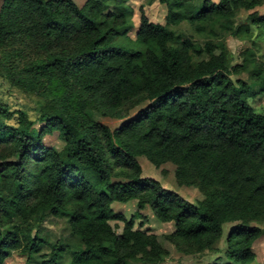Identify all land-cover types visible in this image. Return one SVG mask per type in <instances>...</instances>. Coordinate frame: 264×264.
<instances>
[{"label": "trees", "instance_id": "trees-1", "mask_svg": "<svg viewBox=\"0 0 264 264\" xmlns=\"http://www.w3.org/2000/svg\"><path fill=\"white\" fill-rule=\"evenodd\" d=\"M127 1L0 0V76L38 105L35 119L0 108V264L14 254L34 264L43 245L49 253L39 264H60L63 255L68 264H162L168 252L157 237L134 229L140 214L126 220L111 209L130 201L173 223L165 239L181 255L224 238L222 264L255 260L264 115L248 100L264 94V65L249 48L228 67L224 40L248 31L234 23L241 10L264 29L254 11L264 0H158L164 25L140 7L134 39ZM184 23L203 44L170 29ZM243 73L250 84L230 78ZM97 117L120 123L111 129ZM54 132L60 151L43 144ZM139 157L172 164L177 183L203 199L192 205L142 179ZM47 217L66 221L69 240L42 238ZM112 221L123 224L119 234Z\"/></svg>", "mask_w": 264, "mask_h": 264}, {"label": "rangeland", "instance_id": "rangeland-1", "mask_svg": "<svg viewBox=\"0 0 264 264\" xmlns=\"http://www.w3.org/2000/svg\"><path fill=\"white\" fill-rule=\"evenodd\" d=\"M86 0H73L77 6H82ZM199 5L202 0H194ZM217 3L218 0H211ZM127 4L133 9L132 15V29L129 32L130 38H135L136 29L139 21V8L142 7L148 20L154 24L164 25V18L166 9L163 4H160L158 0H128ZM259 16H264V3L254 10ZM247 11H239L234 19L235 25H243L248 27V31L244 36H230L225 37L224 43L227 48V65L228 67L235 66L242 63L240 53L246 49L253 48L256 57L260 63L264 65V29L259 28L250 22L247 17L251 13ZM170 29L183 34L187 38L193 39L196 43L203 44L204 40L201 36H198L194 31L188 27L187 24H181ZM231 80L236 82L241 80L250 84L248 75L243 73L240 75H231ZM36 99L32 96H26L22 92L12 89L9 83L0 76V108L6 106L10 112L15 110L25 111L31 119H35L37 112ZM250 106L257 114L264 115V94L257 95L253 99L248 100ZM145 104L140 105L137 109L133 110L130 115L133 116L138 110L143 108ZM100 123L107 125L109 128H114L119 125L120 121L108 119V118H96ZM15 119L9 121L10 124H14ZM42 124L36 123L35 129L39 130ZM43 144L46 148L60 151L63 148V143L58 138L56 132L45 135L43 138ZM13 158L11 161H15ZM137 162L141 168V178L151 179L158 182L162 189L172 192L185 200L186 202L196 205L203 199L201 193L194 187L180 186L174 177L175 167L172 164L166 163L159 167H154L145 158H137ZM113 181H116L113 179ZM111 209L115 214L122 215L126 220L131 219L135 213H139L140 217L134 220V229L154 235L157 237L159 243L168 252L167 258L162 264H222L224 259V238L218 241L210 250L203 252L200 255L184 256L176 252L173 245L166 241V236L174 232L173 223H161L153 215L149 207L145 206L143 209L138 210L137 202L130 201L126 204L112 203ZM110 226L113 228L116 234H119L122 230L123 224L117 221L110 222ZM232 225H226L223 227V233ZM262 230V235L254 242L253 252L255 254V260L252 264H264V223L258 224ZM40 235L44 240L50 244H54L57 241L69 240V229L64 219L47 217L40 224ZM49 253V248L43 245L39 253L35 256L34 264H39L40 258L43 255ZM68 256L63 255L60 259V264H68ZM4 264H25L24 257L17 254L8 258Z\"/></svg>", "mask_w": 264, "mask_h": 264}]
</instances>
